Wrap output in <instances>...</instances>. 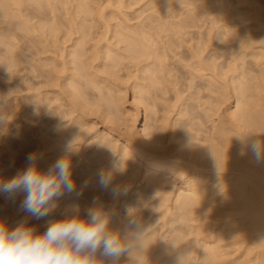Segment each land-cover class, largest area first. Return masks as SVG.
<instances>
[{
    "label": "bare ground",
    "instance_id": "6f19581e",
    "mask_svg": "<svg viewBox=\"0 0 264 264\" xmlns=\"http://www.w3.org/2000/svg\"><path fill=\"white\" fill-rule=\"evenodd\" d=\"M102 1L0 0L1 77L35 81L11 135L0 90L2 139L20 148L9 163L38 153L46 169L72 141L81 194L61 198L62 214L97 200L122 228L131 213L148 264H264V164L238 154L264 133V0ZM112 152L126 164L117 199L96 180Z\"/></svg>",
    "mask_w": 264,
    "mask_h": 264
},
{
    "label": "clouds",
    "instance_id": "9594fccd",
    "mask_svg": "<svg viewBox=\"0 0 264 264\" xmlns=\"http://www.w3.org/2000/svg\"><path fill=\"white\" fill-rule=\"evenodd\" d=\"M5 117L0 114V123ZM77 151L76 144L68 141L64 154L46 169L39 166L40 154L30 153L25 166L12 176L0 175V195L15 201L22 196L19 209L35 219L53 213L66 194L77 191L71 159ZM238 154L247 155L257 165L264 164V133L252 132L239 140ZM126 170L124 160L116 152L110 154L106 167L96 173L97 184L110 191L117 199L127 194V187L113 186L117 174ZM83 187V186H81ZM77 203L67 206L60 219L47 221L46 230L38 232L35 226L21 222L15 227L0 222V264H96L100 256L119 264L121 257H128L133 264H148L143 246V227L126 212L122 228H114V211L94 200L81 216Z\"/></svg>",
    "mask_w": 264,
    "mask_h": 264
},
{
    "label": "rangeland",
    "instance_id": "374dc122",
    "mask_svg": "<svg viewBox=\"0 0 264 264\" xmlns=\"http://www.w3.org/2000/svg\"><path fill=\"white\" fill-rule=\"evenodd\" d=\"M103 1H105V0H103ZM130 17L133 18V17H135V15L131 13ZM134 22H135V20H134ZM5 26L7 27V24H5L3 22H0V39L2 38V33H4V30L6 29ZM0 48H1L0 49V53H1L2 52L1 50L3 49V47L0 46ZM26 52H25V54H26ZM27 57L29 59L31 58V61H32L31 63L32 64H35L34 60L32 58L33 56H31V52L30 51H28ZM21 66H23V65H21ZM21 66H19V67L22 69L23 67H21ZM24 67H25V65H24ZM17 69H18V71L20 70L19 68H17ZM16 72H17V70H16ZM27 72L26 71H24V72L20 71V73L17 72L18 75L16 74V75L13 76V77H16V78H13L11 80H7V79L4 80V78L1 77V76L2 75L6 76L7 73L6 72H0L1 73L0 74V90H3V91H5V93H7V95H8V96L6 95L7 96L6 99H7V102H8L7 103V107L9 108V110L12 113L16 114V116H13V119H9V120H12V121H8L9 124L12 122L11 125H13L14 122H17V124L14 125V127L11 126V128L8 130L9 133H10L9 135H11V132L13 130H15L16 128H18V127L25 128V125H24L25 123L23 121H21V119L17 115L22 114V112L24 110L23 106H25V104L28 101H30V98L32 97V95H34V91L33 90L35 88V86H34L35 81L33 79H30L31 76H28ZM130 82H131V80H130ZM130 82H127L125 84V86L129 87L130 86ZM7 85L9 86L10 89H8ZM6 90H8V91H6ZM126 100L128 101L126 103V106H130L131 105L130 103L133 101V97H132V93H131L130 89L127 90ZM1 106H3V105H1ZM138 110H139L140 115H141L140 116V118H141L140 120H142L138 124V127H139V126H141L143 124V107L141 105H139ZM2 124L0 123V131L2 130L0 132V143H1L0 144V170L3 168L2 166H4V165H5L4 167H6L8 165L9 166L7 168H3V170L6 173L2 170L4 172V175H3L2 172H0V175L8 177V175H10L9 172L11 171V169L9 171H7L8 168H12V166H13V168H12L13 170H15V169L19 170V169H21L23 164L19 163V162L15 163V164L9 163V161L11 159H15V158H17L19 156L20 148H19V143L16 142V141H15V145H14V146H16L15 148L14 147L11 148V147H9L6 144V142L4 140H5V136L8 135V134H6V133H8V131H6V132H5V130L3 131V129L1 128ZM1 139H2L3 143L1 142ZM4 142H5V144L8 147L4 144ZM13 151H15L14 154L16 153L17 156L15 154V157H14L13 153H11ZM9 157H12V158H9ZM14 167H15V169H14ZM14 174H15V172H14ZM22 198H23L22 196H18L15 201H12V200L7 199L6 196L0 195V213L6 215V216H4V218L6 217L5 220L3 219V216H0V219L1 220L3 219L5 223L6 222H8V223L10 222L9 224L7 223V225L10 226V227H15L17 224H19L21 222H27L29 225L35 226L38 232L42 233L43 231L46 230L47 221H49V219L55 220V219H60L62 217V210H61L62 205H61V202H63V200L59 201V206H58L59 208H57L53 213H51L48 216V218L45 217L48 220H45V218H43V219H40V220L43 221V223H39V222H42V221H39L38 219L32 218L27 213L20 211L19 205H20V201L22 200ZM3 220H2V222H3ZM39 224H40V226H41V224H43L40 229H39V226L38 227L36 226V225H39ZM124 260H125L124 258L120 259L119 264H126V261H124ZM102 263L103 262H101V261H96V264H102ZM106 263L107 264H111V262L107 261V260H106ZM103 264H105V263H103Z\"/></svg>",
    "mask_w": 264,
    "mask_h": 264
}]
</instances>
